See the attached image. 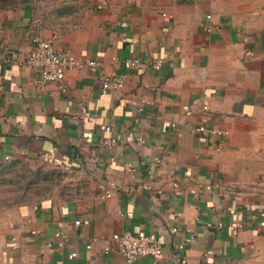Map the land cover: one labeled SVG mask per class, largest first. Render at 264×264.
Instances as JSON below:
<instances>
[{"label": "crops", "instance_id": "1", "mask_svg": "<svg viewBox=\"0 0 264 264\" xmlns=\"http://www.w3.org/2000/svg\"><path fill=\"white\" fill-rule=\"evenodd\" d=\"M37 29L123 86L36 85ZM22 162L77 179L0 209V264H124L111 235L140 229L163 253L135 264H264V0H0V163Z\"/></svg>", "mask_w": 264, "mask_h": 264}, {"label": "built area", "instance_id": "2", "mask_svg": "<svg viewBox=\"0 0 264 264\" xmlns=\"http://www.w3.org/2000/svg\"><path fill=\"white\" fill-rule=\"evenodd\" d=\"M163 16H167L162 13ZM209 17V15H207ZM124 25V23H122ZM207 30H210L207 27ZM59 39L58 33H52L50 36H43L39 29L35 30L31 37V49L26 58V63L37 69L35 77V84L38 86L45 85L47 83L58 84L62 92L68 91V83L65 79V74L71 69L81 68H97L99 69V80L103 89L118 90L123 86L124 78L122 75L115 73H107L101 69V65L98 61L92 59H79L75 57L69 50L65 48H57L55 42ZM139 59H128L124 61L126 68L131 66H137ZM160 64L155 63L153 67L159 68ZM204 110H207V105L203 106ZM85 112V109H82ZM90 118L91 116H87ZM198 133H204L207 128L204 125H198L195 128ZM212 135L227 134L225 131L219 129L210 130ZM113 140H106L105 143L110 145ZM154 160L158 162L160 159L154 157ZM176 186V184H174ZM196 191V189H193ZM115 194V187L113 183H109L104 189V196H112ZM121 216L132 217V212L120 211ZM264 214V213H263ZM87 220L81 221L80 219L75 220V224L87 223ZM264 225V219L261 221ZM36 231H32L35 233ZM60 234L59 232L56 235ZM110 241L115 244V247L119 253L124 257V264H135L141 257H152L157 258L163 253V245L160 239L152 234L145 232L143 229L137 231H122L115 232L111 235ZM109 242V240H108ZM90 244L86 245L89 248ZM178 247H182L179 245ZM105 251L110 250V246L106 245ZM77 255L76 251L69 253L68 257L73 258Z\"/></svg>", "mask_w": 264, "mask_h": 264}, {"label": "rangeland", "instance_id": "3", "mask_svg": "<svg viewBox=\"0 0 264 264\" xmlns=\"http://www.w3.org/2000/svg\"><path fill=\"white\" fill-rule=\"evenodd\" d=\"M76 176L53 170L41 162H22L7 166L0 163V209H12V201H31L54 196L68 187Z\"/></svg>", "mask_w": 264, "mask_h": 264}]
</instances>
